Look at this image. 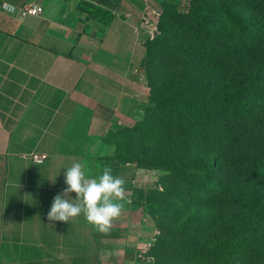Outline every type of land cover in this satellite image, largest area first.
Returning a JSON list of instances; mask_svg holds the SVG:
<instances>
[{
    "label": "crops",
    "instance_id": "obj_1",
    "mask_svg": "<svg viewBox=\"0 0 264 264\" xmlns=\"http://www.w3.org/2000/svg\"><path fill=\"white\" fill-rule=\"evenodd\" d=\"M3 1L14 9L0 8V264H148L138 255L146 238L127 189L106 235L83 214L47 219L66 169L80 162L89 177L90 161L115 155L113 131L133 126L149 104V36L139 31L135 0H123L92 37L80 28L81 0ZM23 5L44 12L21 18ZM33 153L45 162H33Z\"/></svg>",
    "mask_w": 264,
    "mask_h": 264
},
{
    "label": "trees",
    "instance_id": "obj_2",
    "mask_svg": "<svg viewBox=\"0 0 264 264\" xmlns=\"http://www.w3.org/2000/svg\"><path fill=\"white\" fill-rule=\"evenodd\" d=\"M95 1L109 11L107 22L111 20L118 1ZM207 2L213 9L201 12L194 26L186 22L179 25L181 22L169 16L158 41L153 45L145 42L143 68L150 86L149 104L142 116L141 128H135V125L124 127L121 133L127 129L124 135L133 132L135 135L146 133V129L150 128L146 133L147 139L149 133H153L148 152L158 151L160 142L165 146L166 155L162 158L152 157L149 163L146 160V164L170 171L174 178L192 190L191 193L211 198L212 190L216 188L219 189L218 193L227 191L238 196L252 190L255 184L238 180L231 185L217 180L214 185L212 174L220 171L215 154L220 151L225 153L224 148L229 142H235L246 134L245 118L264 111V0H228L224 6V0ZM84 4V0H81L80 6L84 7ZM217 30L220 31L215 35L212 31ZM223 33L227 36H224L225 43L221 46ZM179 40H184L183 43L189 47L177 45ZM199 45L203 46L201 51H198ZM209 48L213 53L207 59L205 55ZM164 49L160 58L172 54L171 58L179 61V66L194 63L204 68H198L192 75L180 73L176 78H166L165 97L178 98L182 95L181 99L172 102L158 99V71L163 66L161 61L151 59ZM188 92L191 93L188 95ZM160 126L162 133L158 132ZM164 135L172 144L160 141ZM109 141L116 145V153L105 159L119 158L120 147L112 134ZM176 144L180 151L171 157L169 151ZM259 151L263 156L260 154L251 162L249 178L264 176V134ZM201 152L203 155L199 160L196 155ZM176 170L178 174H174ZM184 225L199 232H208L218 227L219 223L194 216ZM243 244L242 238L235 237L221 248L236 253Z\"/></svg>",
    "mask_w": 264,
    "mask_h": 264
},
{
    "label": "rangeland",
    "instance_id": "obj_3",
    "mask_svg": "<svg viewBox=\"0 0 264 264\" xmlns=\"http://www.w3.org/2000/svg\"><path fill=\"white\" fill-rule=\"evenodd\" d=\"M117 1L116 11L123 0ZM227 1L224 0L222 5H226ZM84 2L86 11L79 24L83 35L92 37L96 34V29L105 30L109 11L95 0H84ZM135 6L139 31L147 33L149 37L146 43L151 45L163 34L162 27L165 26L169 16L181 22L179 25L186 22L194 26L195 19L199 18L201 12L213 9L207 0H135ZM218 31L220 30L212 32L216 35ZM224 36L227 34L221 35L223 41L221 46L225 43ZM183 41L179 40L177 45L189 47ZM198 47V51L203 49L202 45ZM163 52L165 49L161 50L158 56L154 55L151 58L152 61L155 59L161 61L163 66L158 71L157 95L158 99L172 102L181 99L182 95L178 98L165 97L166 92L164 94L163 90L166 88V78L172 76L176 78L180 73L192 75L198 68H204L194 63L179 66V61L171 58L172 54L160 58ZM212 53L213 50L209 48L205 57L210 59ZM190 93L188 92V95ZM142 119L134 124L135 128L139 126L141 128ZM244 127L246 134L235 142H229L224 148L225 153L220 151L215 154V161L220 165V171H214L212 174L214 185L217 180H223L231 185L238 180L255 184L252 190L238 196H233L227 191L218 193L219 189L216 188L212 190L211 198L197 196V193H191L192 190H188L182 182L174 178L170 171L147 165L146 160H149V163L152 157L162 158L166 155L165 146L159 141L158 151L148 152L153 135L149 133V138H146L150 128L146 129V133H135V135L134 132L131 135H124L128 130L125 129L121 133L122 128L113 131L112 137L120 147L119 158H104L89 162V177H99L103 168L110 166L113 175L122 177L126 181L125 187L131 193L132 219L142 222V231L146 238L143 240V245H147L145 247L147 251L139 257L145 256L148 264H264V176L259 179L248 177L251 162L261 154L259 150L261 137L264 134V111L245 118ZM158 132H163L161 126ZM160 141L172 144L167 135L160 137ZM176 145V147L173 145L169 151L171 157L180 151L178 144ZM202 155L201 152L196 157L200 160ZM174 174H178V170ZM3 182L4 169L0 161V199ZM194 216L215 220L219 226L208 232L189 229L184 223ZM235 237L243 239L244 244L240 250L236 253L224 251L221 246ZM139 252L140 248L138 255Z\"/></svg>",
    "mask_w": 264,
    "mask_h": 264
},
{
    "label": "clouds",
    "instance_id": "obj_4",
    "mask_svg": "<svg viewBox=\"0 0 264 264\" xmlns=\"http://www.w3.org/2000/svg\"><path fill=\"white\" fill-rule=\"evenodd\" d=\"M66 187L57 193L47 213L51 222L69 223L81 214L99 233L108 234L113 221L124 209L126 181L113 175L110 166L98 178H89L80 162L73 163L64 173ZM75 193V199L71 194Z\"/></svg>",
    "mask_w": 264,
    "mask_h": 264
},
{
    "label": "built area",
    "instance_id": "obj_5",
    "mask_svg": "<svg viewBox=\"0 0 264 264\" xmlns=\"http://www.w3.org/2000/svg\"><path fill=\"white\" fill-rule=\"evenodd\" d=\"M0 8L3 11H11L14 9L13 5L7 1L0 0ZM44 12V8L41 5H23L19 8V13L21 18H25L27 16H41ZM33 162L37 164H42L45 162L47 156L43 154L33 153L29 155ZM147 245L145 244L140 248L139 256L142 257L143 253L147 251L145 249Z\"/></svg>",
    "mask_w": 264,
    "mask_h": 264
}]
</instances>
